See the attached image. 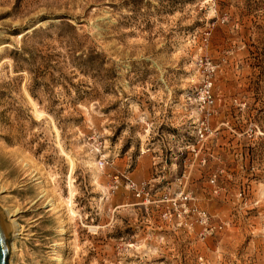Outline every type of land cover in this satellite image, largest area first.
<instances>
[{"label":"rangeland","instance_id":"374dc122","mask_svg":"<svg viewBox=\"0 0 264 264\" xmlns=\"http://www.w3.org/2000/svg\"><path fill=\"white\" fill-rule=\"evenodd\" d=\"M0 211L7 264H264V0H0Z\"/></svg>","mask_w":264,"mask_h":264},{"label":"built area","instance_id":"2783aa9c","mask_svg":"<svg viewBox=\"0 0 264 264\" xmlns=\"http://www.w3.org/2000/svg\"><path fill=\"white\" fill-rule=\"evenodd\" d=\"M199 97L202 102L209 103L211 101L207 90L201 91ZM204 135L201 130L197 131L199 139H202ZM116 186L117 181L114 179L111 187L115 189ZM125 188L144 206L155 202L151 199L150 188L145 182L137 184L128 181L125 183ZM156 202V207L160 205L159 217L167 226L186 231H193L198 227L200 229L197 232L199 237H204L212 231L206 213L193 203L191 194L184 189L177 190L172 196L162 194Z\"/></svg>","mask_w":264,"mask_h":264},{"label":"water","instance_id":"95a60500","mask_svg":"<svg viewBox=\"0 0 264 264\" xmlns=\"http://www.w3.org/2000/svg\"><path fill=\"white\" fill-rule=\"evenodd\" d=\"M8 238V228L0 211V264H7Z\"/></svg>","mask_w":264,"mask_h":264},{"label":"bare ground","instance_id":"6f19581e","mask_svg":"<svg viewBox=\"0 0 264 264\" xmlns=\"http://www.w3.org/2000/svg\"><path fill=\"white\" fill-rule=\"evenodd\" d=\"M63 208H64L65 213L67 214V216H72V215H73V212H72V210H71L69 204H65ZM1 214H2V216H3V220H4V222L6 223V221H5V219H4L5 214H3L2 212H1ZM7 215H8V214H7ZM11 216H13V215H11ZM6 218H7V217H6ZM6 225H7V228H8V234H9V232L12 233V231L14 230V225H13V223L7 221ZM8 242H9V241H8ZM9 245H10V244L8 243V247H9ZM9 248H10V247H9Z\"/></svg>","mask_w":264,"mask_h":264}]
</instances>
